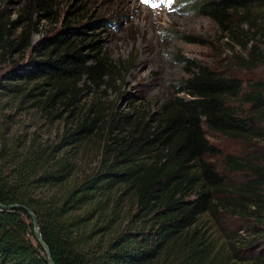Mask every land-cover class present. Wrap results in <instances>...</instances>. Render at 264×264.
Instances as JSON below:
<instances>
[{
	"label": "trees",
	"instance_id": "obj_1",
	"mask_svg": "<svg viewBox=\"0 0 264 264\" xmlns=\"http://www.w3.org/2000/svg\"><path fill=\"white\" fill-rule=\"evenodd\" d=\"M12 1L0 0V204L32 211L52 262L264 264V158L226 153L219 167L212 157L220 151L206 137L263 146L264 81L245 90L237 75L178 55L186 76L157 111L105 116L91 101L73 113L82 91L114 81L98 34L85 30L113 20L89 14L70 28L85 12L76 6L59 29L41 33L43 22L59 18L55 0H17L10 10ZM191 1L193 12L233 37L232 23L246 18L241 11L264 8V0ZM252 37L235 35L242 48L251 41L235 61L264 69V28ZM60 106L71 120L52 139L12 130L15 111L47 118ZM234 220L244 226L228 230ZM0 264H50L22 208L0 207Z\"/></svg>",
	"mask_w": 264,
	"mask_h": 264
},
{
	"label": "rangeland",
	"instance_id": "obj_2",
	"mask_svg": "<svg viewBox=\"0 0 264 264\" xmlns=\"http://www.w3.org/2000/svg\"><path fill=\"white\" fill-rule=\"evenodd\" d=\"M17 0H13L8 8L15 10ZM59 18L52 22H43L41 33L59 29L67 9L76 6L84 8L69 27L78 26L87 20V16L108 17L113 25L100 28L85 29L90 33H97L101 49L111 66L109 78L102 79L98 86H92L88 91H82L75 99L73 113L78 108L85 109L94 102L105 116L112 109L126 112L130 108L149 114L157 111L159 105L175 95V88L180 79L186 76L181 63L175 61L174 56L183 55L198 63L221 73L235 74L244 83L245 90L251 83L264 81V69L241 68L235 60L243 58L251 41L245 48L237 42L235 35L244 41L253 38L254 30L264 28V8L252 7L234 21L231 30L221 31L208 17L192 11L191 0H55ZM244 13V14H243ZM252 23V25H251ZM198 37L199 42H187L179 35ZM39 35L33 34L32 40ZM180 95H184L179 93ZM238 102H235V104ZM246 109V104L242 105ZM13 111V110H11ZM72 112L63 106L58 107L57 114L45 117L32 110L15 111V123L12 130H35L42 138L52 139L63 128L65 119ZM103 113V114H104ZM101 116V114H100ZM107 117H103L105 120ZM264 125V123H263ZM206 137L215 145L220 154L212 157L216 165L226 153L234 155L259 154L264 158V145L244 142L238 138L222 136L206 131ZM94 151L89 152L80 161L82 167L87 166L88 159ZM264 160V159H263ZM228 230L239 229L244 226L241 220L225 222ZM244 235L243 230L238 231Z\"/></svg>",
	"mask_w": 264,
	"mask_h": 264
},
{
	"label": "water",
	"instance_id": "obj_3",
	"mask_svg": "<svg viewBox=\"0 0 264 264\" xmlns=\"http://www.w3.org/2000/svg\"><path fill=\"white\" fill-rule=\"evenodd\" d=\"M0 207L2 209H13V208H22L29 216H30V219H31V224H32V231H33V234L37 240V242L42 246V248L44 249V252L46 254V258L47 260L49 261L50 264H54L50 258V255H49V252H48V249L46 247V245L44 244V242L42 241L41 239V236L38 232V228H37V220L34 216V214L32 213V211L26 207V206H23V205H20V204H7V205H2L0 204Z\"/></svg>",
	"mask_w": 264,
	"mask_h": 264
}]
</instances>
